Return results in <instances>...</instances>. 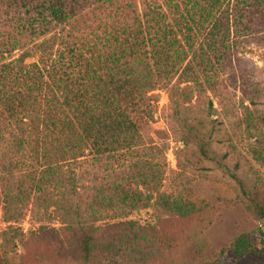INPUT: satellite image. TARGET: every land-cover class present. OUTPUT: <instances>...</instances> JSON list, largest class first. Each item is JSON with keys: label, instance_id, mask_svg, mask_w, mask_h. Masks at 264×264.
Returning <instances> with one entry per match:
<instances>
[{"label": "rangeland", "instance_id": "374dc122", "mask_svg": "<svg viewBox=\"0 0 264 264\" xmlns=\"http://www.w3.org/2000/svg\"><path fill=\"white\" fill-rule=\"evenodd\" d=\"M192 1V26L200 30L197 23L208 0ZM90 2L71 20L82 15L77 28L83 33L78 37L102 39L96 42L103 50L108 47L103 22H95L96 35H86L84 18L99 4ZM19 9L25 10L6 3L5 16L9 19L14 12L17 16L9 19L14 22ZM242 19L230 20L229 29L216 28L214 37L206 36V31L205 38L215 41L211 47L201 43L204 35L199 37L194 58L189 54L173 78L172 83L189 76L195 79L180 85L188 88L177 95L176 103L163 88L147 94L154 100L144 97L135 103L131 116L145 146L139 155L117 151L92 161L93 154L83 150L69 162L65 158L56 162V157L46 164L33 162L37 165L33 170L26 161L30 156L25 155L31 172L23 168L20 173H32L28 176L34 179L18 193V220L6 223L0 216V264H264V218L259 217L264 208V11L251 6ZM23 51H14L5 62ZM35 60L37 56L31 55L23 64ZM189 125L197 128L196 137L205 142V149L190 138ZM138 159L140 171L153 173L158 185L148 203L146 188L132 179ZM54 178L60 183L56 185ZM115 181L127 199L94 215L86 208L90 196ZM162 198L179 200L194 211L178 216L161 205ZM71 221L99 226L87 234L93 237L90 258L84 254L82 236L66 228ZM128 221L135 222V234L120 223ZM240 234L250 236L257 253L235 258L230 244ZM122 238L131 243L127 251ZM128 253L132 259L125 261Z\"/></svg>", "mask_w": 264, "mask_h": 264}, {"label": "trees", "instance_id": "16d2710c", "mask_svg": "<svg viewBox=\"0 0 264 264\" xmlns=\"http://www.w3.org/2000/svg\"><path fill=\"white\" fill-rule=\"evenodd\" d=\"M89 1L0 0V216L3 222L18 220V193L23 192L25 182L34 179L28 176L32 173H20L23 168L31 172L25 165V155L30 156L26 161L31 163L32 170L37 168L34 164L39 160L46 164L56 157V162L63 158L69 162L80 157L83 150L93 154L92 161L117 151L139 155L145 146L131 116L135 103L144 97L154 100L153 95L147 97V94L160 88L168 90L169 100L176 103L177 95L188 88L180 85L195 79L189 76L188 80L181 82L178 78L172 83L173 78L189 54L194 58L199 37L204 35L201 43L211 47L215 41L205 38L206 31V36L214 37L216 28L227 25L229 29L230 20L240 22L251 6L264 11V0L236 3L208 0L201 13L202 21L197 23L199 30L192 26L195 22L190 10L194 5L192 0H91L89 5L99 4L84 18L89 29L86 35H96L99 27L95 22H103L101 32L108 47L100 50L96 40L102 39L78 37L83 33L77 28L82 15L71 20L75 11H81ZM6 3L25 8L19 9L14 22L9 20L16 15L14 12L9 19L5 16ZM189 3L193 4L187 6ZM241 4L244 8H238ZM16 50L24 51L19 58L5 62ZM31 55H36L37 60L23 64L24 58ZM188 64L189 61L186 69ZM188 128L190 138H195L205 149V142L196 137L197 128L193 125ZM53 148L56 149L52 153ZM136 165L139 169L132 179L146 188L148 203L157 194L158 185L153 173L140 171L139 159ZM53 182L57 185L60 179L54 178ZM127 197L120 182H106L90 196L86 208L96 215L100 209L106 211ZM160 200L161 205L178 216L194 211V207L179 200ZM153 202L159 206L157 199ZM259 217L264 218V208ZM120 223L129 234H135L134 221ZM66 228L82 236L84 254L90 258L93 237L87 234L97 231L99 226L82 221L75 225L71 221ZM122 240L127 241L124 244L127 251L130 241ZM230 249L237 259L257 253L248 234L236 236ZM131 257L128 253L123 259L130 261Z\"/></svg>", "mask_w": 264, "mask_h": 264}, {"label": "built area", "instance_id": "2783aa9c", "mask_svg": "<svg viewBox=\"0 0 264 264\" xmlns=\"http://www.w3.org/2000/svg\"><path fill=\"white\" fill-rule=\"evenodd\" d=\"M258 225H260V223H258Z\"/></svg>", "mask_w": 264, "mask_h": 264}]
</instances>
